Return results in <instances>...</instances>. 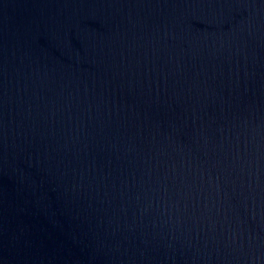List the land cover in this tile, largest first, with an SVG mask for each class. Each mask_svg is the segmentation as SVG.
Here are the masks:
<instances>
[{
    "label": "water",
    "instance_id": "1",
    "mask_svg": "<svg viewBox=\"0 0 264 264\" xmlns=\"http://www.w3.org/2000/svg\"><path fill=\"white\" fill-rule=\"evenodd\" d=\"M0 264H264V0H0Z\"/></svg>",
    "mask_w": 264,
    "mask_h": 264
}]
</instances>
